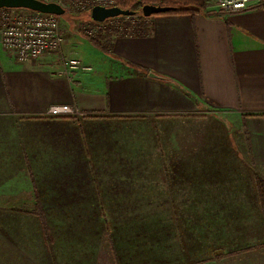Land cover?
<instances>
[{"label": "crops", "instance_id": "crops-1", "mask_svg": "<svg viewBox=\"0 0 264 264\" xmlns=\"http://www.w3.org/2000/svg\"><path fill=\"white\" fill-rule=\"evenodd\" d=\"M147 21L69 75L0 45V264H264V9Z\"/></svg>", "mask_w": 264, "mask_h": 264}, {"label": "built area", "instance_id": "built-area-1", "mask_svg": "<svg viewBox=\"0 0 264 264\" xmlns=\"http://www.w3.org/2000/svg\"><path fill=\"white\" fill-rule=\"evenodd\" d=\"M39 1L56 3L65 10L64 12L67 9L70 10L63 0ZM257 1L259 0H216L214 8L226 13L238 12L248 9ZM95 5L115 6L112 0H96L88 10L90 11ZM88 6V4L85 5V7ZM60 16L27 8L0 7V45L10 52L18 62L36 59L49 52H56L63 65L59 72L63 75H69L72 70H90L91 66L83 64L79 58L65 55L60 33ZM92 23L102 24L95 21ZM129 31L126 30V33ZM92 32L91 29L87 31L89 35H92ZM122 32L120 31V33ZM82 114L83 112L73 105L55 103L49 106L45 116L74 117Z\"/></svg>", "mask_w": 264, "mask_h": 264}, {"label": "rangeland", "instance_id": "rangeland-1", "mask_svg": "<svg viewBox=\"0 0 264 264\" xmlns=\"http://www.w3.org/2000/svg\"><path fill=\"white\" fill-rule=\"evenodd\" d=\"M63 1L65 2V4L68 5L70 10L67 9V11L63 15L60 16L59 22H60V33H62L61 34L62 38L65 35H73V36H77V37L79 36L81 38H85L87 40L86 37L92 36L96 38L100 46L94 43L93 45L102 47L103 45L105 46L104 44L105 42L108 43L111 40L112 36H117V34L120 33V31L130 30L133 24H136L137 22H141L142 24H146V26H149L147 24L148 17H145V16L142 18L138 16L118 17V18L109 20L105 23L96 25L92 23L93 21L90 18V11L88 10L91 4L95 2L96 0H63ZM107 1H110V0H107ZM112 2L115 5L116 0H112ZM215 3H216V0H209L208 8H214ZM86 4H88L89 6L85 7ZM90 29L93 30L92 35H89V33H87V31ZM62 43H63V39H62ZM64 53L66 56L72 55V56L77 57L74 52H70L69 54L64 51ZM74 71H77V70H72L71 72H74ZM193 125L191 124L189 125L187 123L179 124L174 127L173 131L176 132L182 138H184L186 136V132L190 128H192ZM155 130L159 132L160 136H162V134H164L165 132L163 127H158ZM201 130L203 131L204 128ZM148 158L151 160H156L155 158L157 157L152 156L150 154ZM146 206L148 207L150 206V204H146Z\"/></svg>", "mask_w": 264, "mask_h": 264}, {"label": "trees", "instance_id": "trees-1", "mask_svg": "<svg viewBox=\"0 0 264 264\" xmlns=\"http://www.w3.org/2000/svg\"><path fill=\"white\" fill-rule=\"evenodd\" d=\"M209 0H116L115 5L122 8V9H129L135 11L132 16H138L140 18L144 17L141 14V6L144 4H158V5H163V6H171L175 7L174 9L169 10L168 12L161 13V14H189V15H195L199 13H204L207 15H214V16H220L221 14L223 15L224 11L218 10L215 8H208ZM249 8H255V9H264V0H259L256 3H254L252 6ZM118 17H126V16H117L109 19H114ZM107 19V20H109ZM107 20L101 22L105 23ZM149 27L146 26V24H142L141 22H137L136 24H133L132 28L130 29L129 33H126V30H124L122 33H118L117 35H139L143 33L148 32ZM87 40L90 43H94L98 46L99 43L96 40V38L89 36L86 37ZM256 182H257V189H258V194L261 200V203L264 208V179L260 176H256ZM32 213L36 214L41 223L42 226H45V220L42 217V208L39 203H35L34 208L31 210ZM222 256H216L215 258H219Z\"/></svg>", "mask_w": 264, "mask_h": 264}, {"label": "water", "instance_id": "water-1", "mask_svg": "<svg viewBox=\"0 0 264 264\" xmlns=\"http://www.w3.org/2000/svg\"><path fill=\"white\" fill-rule=\"evenodd\" d=\"M0 7L27 8L44 13H52L59 16L65 13V10L60 5L56 3H44L39 0H0ZM174 8L175 7L158 4H144L141 6V14L145 17H149L152 15L168 12ZM134 13L135 11L133 10L122 9L116 5L111 7L95 5L90 10V18L95 22H102L108 18L117 16H130ZM149 75L158 77L154 73H150Z\"/></svg>", "mask_w": 264, "mask_h": 264}]
</instances>
